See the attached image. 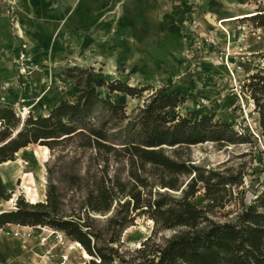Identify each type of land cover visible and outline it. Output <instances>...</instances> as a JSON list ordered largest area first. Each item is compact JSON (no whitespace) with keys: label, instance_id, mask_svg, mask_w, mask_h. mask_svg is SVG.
Masks as SVG:
<instances>
[{"label":"rangeland","instance_id":"rangeland-1","mask_svg":"<svg viewBox=\"0 0 264 264\" xmlns=\"http://www.w3.org/2000/svg\"><path fill=\"white\" fill-rule=\"evenodd\" d=\"M44 1L0 0V106L12 108L22 123L25 120L22 117L24 112L31 113L34 117L46 116L49 110L59 103L74 102L78 89L62 75L65 68L73 66L92 68L93 76L106 83L119 80L135 88L148 86L151 90L164 88L166 94L177 92L184 97V102L177 107L180 114H212L215 121L226 122L238 132L253 135L251 141L247 140L243 144L219 147L216 143L206 142L192 146L182 154L184 159L190 157L193 164L199 167L219 172L230 169L231 173L235 174L239 165L245 167L248 175L242 180L243 187L231 189L237 199L224 210L210 207L203 196L201 186L200 192L191 200L197 209L207 212L206 218L210 220H232L234 213L240 208L241 198L251 200L255 192L264 186L262 174L251 175V170L255 171L259 167L264 144L254 103L243 90L245 81L252 74L260 73L264 76V28H257L250 21V17L255 14L264 15V0H247V6L252 9L254 15L233 20V29L225 28V22L230 21L225 16L228 10L235 12L236 9L226 2L205 1L202 4L200 0H143L146 4H152L160 19V31L154 34L155 36H144L142 32L135 35L129 33L131 28H134L130 23L134 17L128 11L132 5L127 2L129 0H118V5L113 3L112 6L111 0L96 16L95 22V27L105 26L103 22H108L106 38L109 35L113 38L105 42L113 48L110 60L103 57L92 60L84 53H81V56L86 59L79 60L74 55L78 50L58 54L59 45L60 52L63 47L71 48L74 45L76 48L73 39L77 34L62 29L64 19L61 14L64 13L63 7L67 3H64V0ZM211 4L216 7L213 8ZM119 6L121 11L118 12ZM127 12L128 17L125 15ZM41 13L46 15L39 17ZM198 13L206 16L205 20L214 25L215 32L201 35L196 31ZM214 14L215 16H210ZM46 29L61 31V39L56 44L58 46L54 47L53 55L49 54L51 48L38 39L39 33ZM88 36H85L86 40ZM124 38L133 40L138 45L131 47L125 44L121 41ZM240 39L244 43L239 46ZM89 43H80L81 50H86ZM116 54L123 56L116 59L123 63H115ZM155 54L163 66L160 71H138L127 64L126 57L136 55V59L140 61L139 65L149 69L158 59L153 56ZM229 63H235L234 70H219L218 65L225 66ZM98 92L103 99L124 105L128 115L133 109L143 107L144 99L110 94L105 88L99 89ZM150 92H144L143 98ZM78 143H62L53 150L49 149L48 161L44 163V198L40 202H46L47 192L53 186L55 195L65 206L63 217H68L70 210L77 208L86 194L85 184L72 181L71 176L77 175L84 179L90 168L88 179L95 180L100 176L98 171L104 166L102 157L96 158L92 149L79 148ZM38 146L39 144H30L28 147L36 150ZM16 160L15 156L14 161ZM22 161L26 172H31L38 162L27 154L22 157ZM125 170L123 165L117 166L110 161L107 173L109 177L118 175L121 181H126ZM0 173L4 171L0 169ZM20 184L21 181L14 184L9 182L8 186L15 193ZM240 190L242 194H239ZM170 193L177 197L179 195ZM17 194L27 202L21 191ZM3 201L0 185V203ZM15 204L16 199L10 206L12 210H15ZM108 218L109 215L92 213L84 220H90L87 223L91 231L106 239ZM141 227L150 230L151 235L153 222L144 209L134 214L133 225L121 236L123 252H132L135 250L131 249L132 243L141 244L150 236L143 239L139 231ZM21 228L22 226L7 225L0 230V264H88L92 259H83L78 250L71 252L66 262L61 261L63 256L68 254V243H74L62 232L56 231L60 233L55 235L58 239L51 238L41 245L39 240L49 235L41 229H52L37 226L24 227L25 230L21 231ZM170 235L171 232H164L159 234L158 239L168 238ZM47 252L50 253L49 256H46ZM45 257L50 262H46Z\"/></svg>","mask_w":264,"mask_h":264},{"label":"trees","instance_id":"trees-1","mask_svg":"<svg viewBox=\"0 0 264 264\" xmlns=\"http://www.w3.org/2000/svg\"><path fill=\"white\" fill-rule=\"evenodd\" d=\"M250 18L255 27L264 28V15ZM92 72L90 67L65 68L62 75L78 89L75 101L59 103L46 116L28 113L20 123L12 108L0 106V165L14 161L17 152L30 144L53 150L67 142L92 149L104 162L95 180L88 179L90 168L84 179L71 176L72 181L85 184L86 194L68 217H63L65 206L51 186L46 202L31 204L19 196L15 210L0 214V230L16 225L62 232L92 258L88 264H264V186L251 200L241 198L232 220H210L206 211L191 203L199 186L211 208L224 210L237 199L231 189L243 187L248 172L242 165L235 174L230 169H205L182 155L198 144L237 145L251 141L253 135L215 121L212 114H180L177 107L184 97L177 92L135 88L119 80L106 83ZM101 88L144 99L143 107L128 115L124 105L103 99ZM243 90L254 103L264 144V76L252 74ZM260 155L259 167L251 175L264 176V150ZM110 161L125 167L126 181L118 175L109 177ZM143 209L153 222L152 233L139 248L123 252L121 236L133 225L134 214ZM92 213L109 215L108 238L91 231L90 220L84 219ZM164 232L171 235L158 239Z\"/></svg>","mask_w":264,"mask_h":264},{"label":"bare ground","instance_id":"bare-ground-1","mask_svg":"<svg viewBox=\"0 0 264 264\" xmlns=\"http://www.w3.org/2000/svg\"><path fill=\"white\" fill-rule=\"evenodd\" d=\"M103 2H106V0H101ZM100 0H98V2L96 1H91L94 2L96 4L95 8H99L102 5H100L101 3ZM110 1V0H108ZM129 2V5H132L131 7L129 6V13L131 15H134L135 18L134 20L138 21V29L135 28H131V31L129 33L132 34H141L142 31V20L143 19H148V23H150L149 27L150 29L154 32L156 30V28H158V22H157V18H158V14H157V10L152 7V4L150 3L148 5V7H146V4L143 0H129L127 1ZM113 3H115L116 5H118V0L117 1H113L110 3V5L113 6ZM126 3V2H125ZM121 4V3H119ZM122 6V5H120ZM120 6L118 7V12L121 11L120 10ZM77 8V9H76ZM74 10L71 11L70 15L65 19L66 22H68V24L66 25V23L64 24V26L62 27V29H67V31L69 30V23L71 24H75V22H77L78 20H80V13L84 12V11H80L78 10L79 7H76ZM243 9V13H241L239 16H237V18H242L244 16H252L254 15V13L252 12V9L249 7H247L246 4H243L242 6ZM128 12L125 14L127 15ZM142 16V18H140ZM125 18V16H124ZM236 18L233 17L230 19V21L228 22L229 24L225 27V28H232V25L230 26V24L232 23L233 20H235ZM197 22H196V31L197 32H202V34H204L203 32L207 31V28L205 27V25L202 23V18L201 15H198V17L196 18ZM21 32V31H20ZM118 33V32H117ZM39 41L42 42L43 44L48 45V47L51 48L49 54L53 55L54 54V47L56 44H58V41L61 39V31H57V30H53L52 33H39ZM111 35L106 37H102V40H98L97 44H103L104 42L108 41L111 37ZM106 38V40H105ZM113 40V38H111ZM69 41H71L69 39ZM123 41V43L134 47L135 44L138 45L137 42L133 41V40H128L125 39L121 40ZM242 43L243 40H239V43ZM73 50V48H72ZM155 57H158L157 54L153 55ZM156 59V58H155ZM127 60V64L128 66L132 67L135 70L138 71H145V72H157L160 71L161 69H163V66L161 63H159L160 59L158 57V59H156L155 62H153L152 66L148 69V67H144L142 68L139 64L140 61L138 59H136V55L129 57H126ZM161 62V61H160ZM234 66L235 63H229L225 66L223 65H218L219 70L223 71H231L234 70ZM129 86L132 87L131 84H128ZM122 97H126L124 94H119ZM27 112L22 113V117L23 119L26 117ZM28 155L29 157H31L32 159H36L38 160L37 164L33 167L31 172H26L24 165H23V161H22V157L24 155ZM48 156H49V149L45 146H38L36 150L31 149L30 147H26L23 149H20L17 154V160L16 161H7L3 164L0 165V169L4 171V173H0V185L2 187V196H3V202L0 203V214L3 212H7V210H12L10 206H12L13 202L15 201V199H17L18 197V192L21 191V194L24 195V197L26 198L28 203L31 204H36L38 202H40V200H42L44 198V184H45V178H44V163H46L48 161ZM21 181V184L18 185L17 190L18 191H14L10 189V187L8 186V183H15V182H19ZM12 192L14 194H12ZM21 231L25 230L24 227H22L20 229ZM43 231H47L48 232V237L47 238H43L39 240V243L41 245H44L46 243V241H49L51 238V240H55L58 239V237L56 238L55 235H59L60 233L53 231V230H49V229H41ZM140 233L143 236V239L148 237L150 235V230L144 229V227L140 228ZM60 237V236H59ZM61 238V237H60ZM59 238V239H60ZM131 249H137L140 247V243H132L131 245ZM68 247V254H66V256H63V258L61 259V261H67L68 260V255L71 254V252H75L80 250L82 258L83 259H89L90 256L85 252V250L80 246V244H78L77 242L74 243H68L67 245ZM25 249V248H22ZM23 252V251H22ZM72 253V254H73ZM50 253L47 252L46 256H49ZM45 261L46 262H50V260L45 257ZM61 264H65V263H61Z\"/></svg>","mask_w":264,"mask_h":264},{"label":"crops","instance_id":"crops-1","mask_svg":"<svg viewBox=\"0 0 264 264\" xmlns=\"http://www.w3.org/2000/svg\"><path fill=\"white\" fill-rule=\"evenodd\" d=\"M42 1H44V0H42ZM91 1L98 2V0H64V3H67V4L63 7L64 13L61 14L62 18L64 19L63 25L65 23H66V25L68 24V22H66L65 19L70 15L71 11L74 10L76 7H79L78 10L84 11V12L80 13V18H81L80 20L75 22V24L70 25V23H69V27H68L69 31H71V32L73 31L74 33L77 34V37H75L74 39L72 38L73 43L75 42V44L77 45L76 48L74 45L71 48L70 47L69 48L63 47V50L60 52L61 46L55 45V47L58 46V48H57V50L59 52L58 54H62L63 52L68 54V53H70L69 50H71L73 52L78 50V52H75L74 55L76 57H78L79 60L86 59V57L81 56V53L88 54V58H91L92 60H94V59L98 60L102 57L103 58H109V60H110V57L113 56V48L111 47L110 44L105 43V42L103 44H97L98 40H102L103 39L102 37H106V35H107L106 29L109 27L108 22H103V25H105V26L99 25V27H97V26L95 27L96 16H98V14L102 11L103 8L107 7L106 6L107 2H110L111 0L110 1L106 0V2H103L100 0L101 1L100 5H102L100 7V10H99V8H95L96 4L94 2L91 3ZM205 1H214L217 3L218 0H200V2L202 4ZM219 1L226 2L227 5L230 4L229 6H232L236 9L235 12L228 10V12L226 13L227 15L225 17H227L229 20L233 17H235L236 19H239V18H237V16H239L241 13H243V9H244V8H242L243 4H246V5L248 4L247 0H219ZM149 4H146V7H148ZM43 5H45V1L43 2ZM211 6L213 8L216 7V5H214V4H211ZM247 7L249 8V6H247ZM212 13H213V9H212L211 14ZM215 14L210 15V16H215ZM43 15L45 16L46 13H41L39 17H41V16L44 17ZM198 15H201L202 23L207 28V31L203 32L204 34H206V33L208 34L210 32L216 31V29L214 28V25L212 23H207V21L205 20L206 16L203 13H198ZM198 15H197V17H198ZM126 16L128 17V14ZM133 17L135 18L134 15H133ZM134 18H133V20H131L130 23H131V25H134V28L138 29L139 23H138V21L134 20ZM140 18H142V16ZM125 19H127V18L125 17ZM157 22L159 23L158 28H156V30L153 32L149 27L150 23H148V19L142 20L143 27H142L141 32L144 34V36H155L154 34H156L158 31H160V26H161L160 23L161 22H160L159 17L157 18ZM228 22L229 21L225 22L226 23L225 26H227L229 24ZM233 24L234 23L230 24V26L232 25L231 29L234 28ZM52 31L51 30L48 31L46 29V31L44 30L42 33H50V32L52 33ZM198 33L203 35L202 32H200V31ZM87 34L89 35L88 40L85 39L86 38L85 36ZM85 41L90 42L89 47L86 50H81L82 46H80V43H84ZM238 43H239V41H238ZM242 43H244V42H242ZM242 43L240 42L239 46ZM257 45H259V44H257ZM253 47L257 48L260 46H253ZM72 48H73V50H72ZM58 54H56V56ZM61 57H63V55H61ZM119 57H121V55L118 56V54H116L114 56L115 60L120 59ZM115 63L118 64V63H123V62H121L120 60H116Z\"/></svg>","mask_w":264,"mask_h":264},{"label":"water","instance_id":"water-1","mask_svg":"<svg viewBox=\"0 0 264 264\" xmlns=\"http://www.w3.org/2000/svg\"><path fill=\"white\" fill-rule=\"evenodd\" d=\"M22 126H23V124L20 125V128H21ZM16 133H17V132H16ZM12 137H14V135H13Z\"/></svg>","mask_w":264,"mask_h":264}]
</instances>
